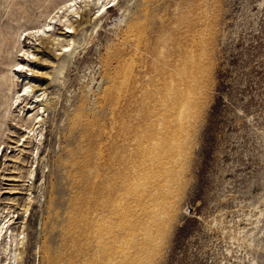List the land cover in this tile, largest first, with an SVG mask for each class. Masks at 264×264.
I'll return each mask as SVG.
<instances>
[{"label": "rangeland", "instance_id": "1", "mask_svg": "<svg viewBox=\"0 0 264 264\" xmlns=\"http://www.w3.org/2000/svg\"><path fill=\"white\" fill-rule=\"evenodd\" d=\"M112 4L59 70L27 53L65 0H0V62L22 33L49 87L39 136L15 108L0 129L20 264H264V0Z\"/></svg>", "mask_w": 264, "mask_h": 264}, {"label": "bare ground", "instance_id": "2", "mask_svg": "<svg viewBox=\"0 0 264 264\" xmlns=\"http://www.w3.org/2000/svg\"><path fill=\"white\" fill-rule=\"evenodd\" d=\"M116 1L117 0H65V5H64L65 15H63L58 20L59 23H62L64 25L65 31L59 35H56L52 33L53 26H51L50 24L41 25L35 33H31V34L34 38L33 42L39 41L41 43L42 42L44 43V47H42V50L40 52L42 56L38 60L37 54H35L34 52H28L27 59L28 60L30 59L31 61H35L39 64L45 63L47 65H51L52 67L58 64L57 66L59 67V70L64 69L67 66V64L70 63L68 57L72 56L73 50L75 49L74 48L75 45H79V43L76 42L75 39L76 36L81 35L84 37V32L86 30V27H88V24H90V17H88L90 12L93 15L96 13L100 18H102L106 16L108 13V9H107L108 5L112 3H113L112 5H114V2ZM21 35L22 33L19 34L18 37L15 39V52L14 53L12 52L9 55L8 59L2 60L0 62L1 65L0 66V100H1L0 107L1 105L4 107V109L0 114V129L5 128L6 120L9 114L11 113V111L13 110V108L19 109L20 114H22L21 120H23L25 124L24 125L25 130L28 131V134L32 133L33 134L32 136L34 138L40 135L41 133L40 128L42 127V124H44L43 116L46 112V109L50 107V105H48L47 107L48 99H47L46 91H48L47 90L48 85L44 83L37 84V81H35V79L24 78L21 81V77L18 76V74H20L17 73L18 70H20L21 73L24 71H28L31 75L35 77H37V74L39 73L38 71L35 72L36 70H38V67L36 65H32L31 62L21 64L15 59L17 57V54L23 52V46L19 41V36ZM47 45H50L51 48L48 49L46 47ZM64 49H66V51H63L59 55L54 56L51 53L52 51L55 53L60 52L61 50ZM66 53H70L68 54L69 56H66L65 55ZM4 66L7 67V70L3 68ZM166 68L168 69L169 67L167 66ZM46 75L49 76L48 73L44 74V76ZM20 81L22 84L21 94L20 92L15 91ZM187 83L195 84V82L190 79L187 80ZM38 88L40 91L39 95H38L39 92L37 93ZM167 89L173 91L174 87L167 86ZM29 97H31L33 102L31 103L28 102L26 105H24V103L27 102ZM2 98H5V101L2 100ZM57 104L58 103L55 102L53 105L51 104V107H55ZM26 106H30V110L27 111V113H24V108ZM30 143H31L30 139L24 142L25 145H30ZM22 152L20 153L22 154ZM32 174L33 173L30 172L28 176H32ZM1 216H0V264H6L7 261L8 264H20L21 256L23 254V251H21V247H20L21 244L19 243L20 233L11 230L10 228L11 219L9 218V216H6V213L4 214V217Z\"/></svg>", "mask_w": 264, "mask_h": 264}]
</instances>
